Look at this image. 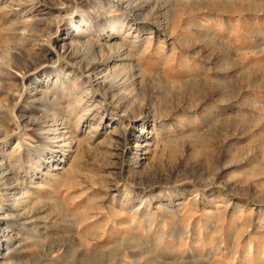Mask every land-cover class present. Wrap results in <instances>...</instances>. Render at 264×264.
<instances>
[{
	"label": "rangeland",
	"instance_id": "374dc122",
	"mask_svg": "<svg viewBox=\"0 0 264 264\" xmlns=\"http://www.w3.org/2000/svg\"><path fill=\"white\" fill-rule=\"evenodd\" d=\"M0 264H264V0H0Z\"/></svg>",
	"mask_w": 264,
	"mask_h": 264
},
{
	"label": "bare ground",
	"instance_id": "6f19581e",
	"mask_svg": "<svg viewBox=\"0 0 264 264\" xmlns=\"http://www.w3.org/2000/svg\"><path fill=\"white\" fill-rule=\"evenodd\" d=\"M117 7V6H116ZM55 23V22H54ZM57 23V22H56ZM58 24V23H57ZM73 25V24H72ZM56 27V26H55ZM75 27V26H74ZM80 26H77L76 27V33H78L79 32V30H81V28H79ZM113 28H112V30L116 33V32H118L119 31V29L118 28H116L115 26H112ZM83 30V29H82ZM86 36V39H85V36ZM84 35L83 36H81V37H76L77 38V43H79L80 44V42L82 43V42H84V43H82L83 44V46L85 45L86 47H88V48H91V49H93V48H97L98 50H99V52H101V48H104V47H111V45H109L108 44V42L110 41V38H112V35L113 34H111V35H109V37H105L104 38V40H103V42L105 43V44H107V45H103V44H100L99 43V39H97V38H95V37H93V35L91 34V33H89V32H87V34L86 33H84ZM50 39V38H49ZM48 39V40H49ZM64 40H65V38H62V35L60 34V31H56L55 32V35H54V37L53 38H51V40H49V42H48V45L50 46H48L49 48H48V50L54 55V56H57V57H60L62 54H64V51L66 50V48H65V46H63V44L62 43H64ZM82 44H80V45H82ZM58 47V48H57ZM62 58V57H61ZM108 59V58H107ZM117 59H118V57H117ZM98 62V61H97ZM116 61H114L113 63H115ZM67 64V63H66ZM69 65V64H68ZM132 69V68H131ZM88 71V70H87ZM81 73V72H80ZM85 73H87V72H85ZM16 76H20L22 79H24V77H22V76H24V74H22V75H18V74H15ZM80 76V75H79ZM86 76V75H85ZM94 76V75H93ZM81 77V76H80ZM133 77V76H132ZM17 79V78H16ZM23 81V80H22ZM81 81V80H80ZM73 82H74V80H73ZM72 82V83H73ZM97 84H99V83H97ZM93 86V85H92ZM134 89V88H133ZM85 90V89H84ZM97 91V90H96ZM78 93V98H77V100H78V102H79V105L77 106L78 108L80 107V102H82V100H84L85 99V97L87 98L88 96H89V93L90 94H92V91L91 90H87L86 91V93L85 92H83V90H79V92H77ZM76 94V93H75ZM83 95H84V97H83ZM75 98H76V96H75ZM83 98V99H82ZM118 103V102H117ZM118 106H120V105H118ZM76 108V107H75ZM77 108V109H78ZM17 124V123H16ZM76 126H77V124H76ZM59 129V128H58ZM49 131V130H48ZM52 131V130H51ZM70 131V130H69ZM64 132V131H63ZM58 133V132H57ZM53 134H56V133H53ZM52 134V135H53ZM69 134V133H68ZM60 136H61V134H60ZM53 137V136H52ZM55 137V136H54ZM66 137V136H65ZM67 138V137H66ZM69 138V137H68Z\"/></svg>",
	"mask_w": 264,
	"mask_h": 264
}]
</instances>
